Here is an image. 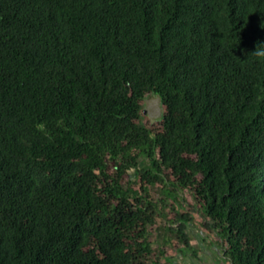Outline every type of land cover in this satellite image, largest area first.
Wrapping results in <instances>:
<instances>
[{"label":"trees","instance_id":"obj_1","mask_svg":"<svg viewBox=\"0 0 264 264\" xmlns=\"http://www.w3.org/2000/svg\"><path fill=\"white\" fill-rule=\"evenodd\" d=\"M261 43L264 0H0V264H160L154 185L264 264Z\"/></svg>","mask_w":264,"mask_h":264},{"label":"rangeland","instance_id":"obj_2","mask_svg":"<svg viewBox=\"0 0 264 264\" xmlns=\"http://www.w3.org/2000/svg\"><path fill=\"white\" fill-rule=\"evenodd\" d=\"M165 107L161 98L152 94L142 102L139 122L149 128L160 126ZM149 195L156 205V222L149 227L153 253L150 261L160 264H227L220 238L205 227L200 204L191 191L180 194L169 193L165 186L148 187ZM183 217V218H181ZM181 218V219H179ZM178 226L184 228L189 246L178 239L179 232L171 231Z\"/></svg>","mask_w":264,"mask_h":264},{"label":"clouds","instance_id":"obj_3","mask_svg":"<svg viewBox=\"0 0 264 264\" xmlns=\"http://www.w3.org/2000/svg\"><path fill=\"white\" fill-rule=\"evenodd\" d=\"M264 45V43H261ZM253 55L256 57H264V46L256 47L254 51H252Z\"/></svg>","mask_w":264,"mask_h":264}]
</instances>
